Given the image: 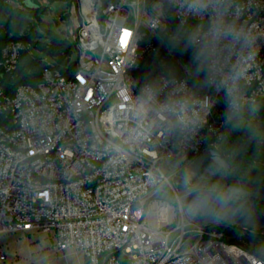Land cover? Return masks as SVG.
Here are the masks:
<instances>
[{
    "label": "built area",
    "instance_id": "built-area-1",
    "mask_svg": "<svg viewBox=\"0 0 264 264\" xmlns=\"http://www.w3.org/2000/svg\"><path fill=\"white\" fill-rule=\"evenodd\" d=\"M60 1L76 70L67 77L42 60L37 84L0 86V234L53 232L58 251L79 249L87 264H264L263 254L191 220L165 180L222 141L233 116L264 100V0H215L216 12L248 37L226 69L252 57L232 93L162 74L158 103L192 96L198 123L172 128L160 120L143 134L131 108L150 82L136 73L158 53L172 19L185 28L191 17L209 23L211 9L200 17L181 8L183 0ZM24 49L19 41L0 49V75L17 69ZM165 188L177 205L162 198Z\"/></svg>",
    "mask_w": 264,
    "mask_h": 264
},
{
    "label": "rangeland",
    "instance_id": "rangeland-1",
    "mask_svg": "<svg viewBox=\"0 0 264 264\" xmlns=\"http://www.w3.org/2000/svg\"><path fill=\"white\" fill-rule=\"evenodd\" d=\"M38 1L41 6L48 8L49 12L29 13L28 18L33 28L37 32L45 34L46 26L51 32L68 40L71 45V62L76 61L78 53L74 43L66 36L67 25L59 20V17L66 11L63 2L60 0ZM4 3L19 10H25L19 1L4 0ZM207 23L206 20L191 17L186 23V28L194 33L198 25ZM27 34H29V30L21 33L23 36ZM25 50L34 58L54 62V57L39 44L28 42ZM163 51L169 52L174 64L169 65L165 59L161 58ZM153 58L157 59L156 65L160 70V75H171L170 71L167 70L171 66L182 78L186 79V75L189 74L187 65L180 57L171 53L162 36L159 40V51ZM141 72L142 70H139L136 76L138 77ZM158 78L159 76L157 80ZM139 79L142 80L141 77ZM197 88L201 91L207 90L206 83H199ZM215 146L232 164L238 165V174L242 178L244 186L250 189L264 188V116L258 106L247 112L243 109L239 115L233 116L225 137ZM168 175L173 181V176L170 173ZM164 192L167 195H163L162 198L173 205H177L172 198L173 191L170 188H165ZM257 212L264 213L263 204L258 205ZM214 226L224 233L228 242L239 244L264 255V231L255 232L224 224ZM1 253L6 254V260L0 261V264H87L85 253L79 249L71 247L64 251H58L57 240L53 232L50 234L23 231L2 233L0 234V255Z\"/></svg>",
    "mask_w": 264,
    "mask_h": 264
},
{
    "label": "clouds",
    "instance_id": "clouds-1",
    "mask_svg": "<svg viewBox=\"0 0 264 264\" xmlns=\"http://www.w3.org/2000/svg\"><path fill=\"white\" fill-rule=\"evenodd\" d=\"M180 7L187 13L200 17L208 15L211 9V15L215 19L197 26L189 37V46L195 48L192 57L196 65L195 71L203 74L210 86H217L218 89L224 87L226 94L230 95L236 82L243 78L252 57L249 55L243 58L240 67L226 69L225 66L238 46H247L248 37L237 30L233 23L226 22L223 19L224 13L216 12L218 5L215 0H183ZM169 42L173 43L172 40ZM159 91L157 83L146 84L132 103L131 110L137 119V127L142 130L138 134L150 132L152 126L160 120L170 121L172 128L194 127L198 123L197 113L190 114L188 108L189 104L196 103L194 97L170 98L161 105L157 101ZM150 113H154V116L150 117ZM165 180L170 181L171 177H166ZM186 193L191 196V200L185 205V209L189 214L197 216L213 213L217 207L223 208L228 195L222 189L197 188L192 183L187 184Z\"/></svg>",
    "mask_w": 264,
    "mask_h": 264
},
{
    "label": "trees",
    "instance_id": "trees-1",
    "mask_svg": "<svg viewBox=\"0 0 264 264\" xmlns=\"http://www.w3.org/2000/svg\"><path fill=\"white\" fill-rule=\"evenodd\" d=\"M24 2L26 0H23ZM30 3L23 10L13 8L0 0V49L11 41H19L26 45L28 42L39 44L49 54L54 57V66L61 70L63 75L69 76L76 70V61L71 62V45L70 42L62 36L57 35L45 26V34L37 32L28 18V14H37L39 12L48 13V8L39 5L38 0H29ZM54 1V0H51ZM34 5V6H33ZM29 30V34L21 35ZM165 43L168 45L172 54L180 57L189 69L186 75L188 83L197 88L199 83H206L203 74L195 71L196 65L193 61L194 47L189 46V37L191 36L185 27L180 25L175 19H172L166 29L161 33ZM46 40V41H45ZM172 40L173 43L169 41ZM173 44L175 46H173ZM161 58L165 59L169 65L174 64L169 52L163 51ZM157 59L149 58L142 63L140 77L142 80L156 83L157 77L160 76V70L156 65ZM69 64V67L67 65ZM45 63L42 60L29 55L24 49L21 52L17 69L11 74L0 75V86L12 91L18 85H35L41 80L42 70ZM174 67H169L172 76L180 77ZM138 76V77H139ZM139 77V78H140ZM10 91V92H11ZM261 114L264 116V100L257 103ZM253 251V250H252Z\"/></svg>",
    "mask_w": 264,
    "mask_h": 264
},
{
    "label": "water",
    "instance_id": "water-1",
    "mask_svg": "<svg viewBox=\"0 0 264 264\" xmlns=\"http://www.w3.org/2000/svg\"><path fill=\"white\" fill-rule=\"evenodd\" d=\"M25 3L27 5L30 1L26 0ZM175 166L173 163L172 168ZM231 178L236 183H230ZM197 181V188L211 189L217 186L227 193L225 206L217 207L213 213L198 216L189 214L185 205L191 200V196L187 195L186 187L188 183L194 184ZM173 184L178 189L187 216L194 222L203 226L224 224L255 232L264 231V215L256 211L257 202L264 203V190L243 186L238 166L232 164L215 145H208L186 171L174 176Z\"/></svg>",
    "mask_w": 264,
    "mask_h": 264
},
{
    "label": "flooded vegetation",
    "instance_id": "flooded-vegetation-1",
    "mask_svg": "<svg viewBox=\"0 0 264 264\" xmlns=\"http://www.w3.org/2000/svg\"><path fill=\"white\" fill-rule=\"evenodd\" d=\"M203 152H204V151H203ZM203 152H202V153H203ZM202 153H201V154H202ZM237 166H238V165H237ZM239 176H240V175H239ZM240 179H241V182H242V178H241V177H240ZM198 183H199V181L195 182L194 184H198ZM230 183H236V180H235L234 178H231V179H230ZM242 185H243V182H242ZM243 186H244V185H243ZM213 187H215V188H217V189H221V188H219V187H217V186H213ZM213 187H212V188H213ZM245 187H246V186H245ZM246 188H248V187H246ZM262 190H264V188H263ZM259 204H263V205H264V203L257 202L256 211H257V209H258V205H259ZM260 214H261V213H260ZM262 214L264 215V213H262Z\"/></svg>",
    "mask_w": 264,
    "mask_h": 264
}]
</instances>
